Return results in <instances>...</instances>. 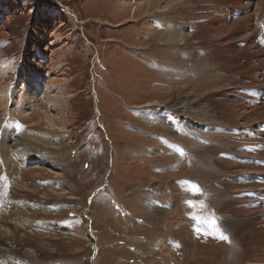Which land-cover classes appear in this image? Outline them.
Returning <instances> with one entry per match:
<instances>
[{
  "label": "rangeland",
  "instance_id": "rangeland-1",
  "mask_svg": "<svg viewBox=\"0 0 264 264\" xmlns=\"http://www.w3.org/2000/svg\"><path fill=\"white\" fill-rule=\"evenodd\" d=\"M144 1L0 0V264H237L204 226L192 251L162 250L170 186L188 198L207 146L186 150L176 109L200 81L178 76L166 27L149 25L169 0ZM199 108L186 113L205 122ZM203 193L188 200L198 221L214 215Z\"/></svg>",
  "mask_w": 264,
  "mask_h": 264
},
{
  "label": "bare ground",
  "instance_id": "bare-ground-1",
  "mask_svg": "<svg viewBox=\"0 0 264 264\" xmlns=\"http://www.w3.org/2000/svg\"><path fill=\"white\" fill-rule=\"evenodd\" d=\"M145 1L138 7L153 8L152 0ZM195 1L169 0L149 21L151 27L164 25L167 31L161 36L175 46L174 53H167L168 65L177 64L178 76L192 87L200 81V93L191 99L182 93L176 109L189 137L186 150L200 149L203 143L207 146L201 159H196L202 165L192 168L194 177L186 183L188 198L182 200L179 184L170 186L172 216L167 227L171 234L162 250L169 255L184 244L192 251L197 227L204 226L208 237L224 239L231 246L237 264H264V166L255 163L264 162V103L250 104L255 98H264V0L255 4L254 0ZM241 11L247 14L237 17ZM69 14L73 22L81 23L73 12ZM208 102L209 111L202 110L208 115L205 122L186 113ZM162 116L171 125L176 123L174 115L168 120L167 111ZM99 124L101 127V121ZM103 143L109 166L111 144L107 139ZM11 146L18 147L16 139ZM199 189L214 209V215L200 218L204 225L193 212L194 206L188 205Z\"/></svg>",
  "mask_w": 264,
  "mask_h": 264
}]
</instances>
